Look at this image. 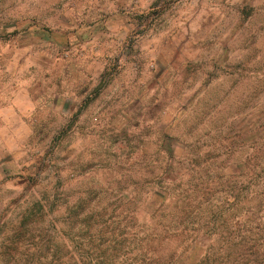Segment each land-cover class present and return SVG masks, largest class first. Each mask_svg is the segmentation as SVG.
<instances>
[{
    "label": "rangeland",
    "instance_id": "374dc122",
    "mask_svg": "<svg viewBox=\"0 0 264 264\" xmlns=\"http://www.w3.org/2000/svg\"><path fill=\"white\" fill-rule=\"evenodd\" d=\"M262 159L264 0H0V264L43 256L44 234L93 263L193 183L216 208L189 225L231 227L251 208L231 213V164Z\"/></svg>",
    "mask_w": 264,
    "mask_h": 264
},
{
    "label": "trees",
    "instance_id": "16d2710c",
    "mask_svg": "<svg viewBox=\"0 0 264 264\" xmlns=\"http://www.w3.org/2000/svg\"><path fill=\"white\" fill-rule=\"evenodd\" d=\"M208 185L209 181L203 180L201 187L209 189ZM190 186L191 193L182 198L181 207L171 214V220L162 230L152 227L149 234L143 230V236L139 237L126 229L118 232L111 229L107 240L92 243L94 248L101 246L93 263L87 262L88 256H80V260L73 255L67 256L65 243L53 244L44 234L38 249L43 256L37 253L35 259L32 253L20 264H33L34 261L36 264H264V159L231 164V213L238 211L244 201L251 204L245 218L232 219L231 227L227 224L221 227L189 225L193 217L203 216L209 208L208 203L202 206L203 202L193 195L197 183ZM83 206H76L69 211V216L72 224L87 233L96 223V213L84 211ZM30 215L25 214L22 220H28ZM212 215L221 217L222 212L216 209ZM213 235L217 242L210 241L209 236ZM78 246L83 250L82 243ZM11 247L15 250V243ZM50 248L53 252L48 255ZM129 252L132 256L127 254ZM13 260L16 262L17 258Z\"/></svg>",
    "mask_w": 264,
    "mask_h": 264
}]
</instances>
